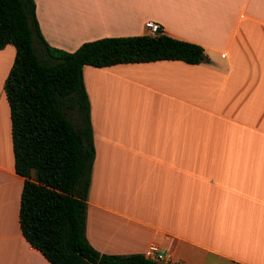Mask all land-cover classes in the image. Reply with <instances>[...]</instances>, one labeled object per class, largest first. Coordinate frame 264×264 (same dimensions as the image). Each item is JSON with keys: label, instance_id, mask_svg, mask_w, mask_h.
I'll use <instances>...</instances> for the list:
<instances>
[{"label": "crops", "instance_id": "1", "mask_svg": "<svg viewBox=\"0 0 264 264\" xmlns=\"http://www.w3.org/2000/svg\"><path fill=\"white\" fill-rule=\"evenodd\" d=\"M51 46L147 34L207 62L83 67L95 156L85 234L99 252L157 243L183 264H264V0H34ZM0 49V264H50L23 237Z\"/></svg>", "mask_w": 264, "mask_h": 264}, {"label": "trees", "instance_id": "2", "mask_svg": "<svg viewBox=\"0 0 264 264\" xmlns=\"http://www.w3.org/2000/svg\"><path fill=\"white\" fill-rule=\"evenodd\" d=\"M34 0H0V49L15 48L4 81L14 170L23 177L19 225L50 264H158L143 253L108 254L85 234L95 150L83 67L207 62L204 48L168 35L102 37L69 52L41 34Z\"/></svg>", "mask_w": 264, "mask_h": 264}, {"label": "built area", "instance_id": "3", "mask_svg": "<svg viewBox=\"0 0 264 264\" xmlns=\"http://www.w3.org/2000/svg\"><path fill=\"white\" fill-rule=\"evenodd\" d=\"M147 34L155 35L160 30V25L152 20L145 22ZM146 258L153 260L158 264H183L182 261L176 260L169 253L168 249L157 243H151L143 252Z\"/></svg>", "mask_w": 264, "mask_h": 264}]
</instances>
